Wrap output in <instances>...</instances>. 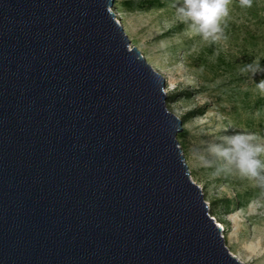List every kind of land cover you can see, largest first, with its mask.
<instances>
[{"label":"water","instance_id":"95a60500","mask_svg":"<svg viewBox=\"0 0 264 264\" xmlns=\"http://www.w3.org/2000/svg\"><path fill=\"white\" fill-rule=\"evenodd\" d=\"M114 6L0 0V264H243Z\"/></svg>","mask_w":264,"mask_h":264},{"label":"rangeland","instance_id":"374dc122","mask_svg":"<svg viewBox=\"0 0 264 264\" xmlns=\"http://www.w3.org/2000/svg\"><path fill=\"white\" fill-rule=\"evenodd\" d=\"M122 1L115 0L113 12L131 47H137L165 78V92L173 97L167 99L168 110L182 121L189 111H204L183 123L186 135L178 140L191 179L202 188L226 246L243 264H264V190L232 173L214 176L213 169L198 166L190 151L238 132L264 137V105L255 104L264 95L257 87L263 73L253 76L241 71L244 49L264 68V0H253L249 8L232 0L222 24L226 38L217 43L186 34L188 25L177 19L173 7L183 0H162L165 8L140 11L127 10L119 5ZM238 195H249V203H235L228 214L225 200L236 201Z\"/></svg>","mask_w":264,"mask_h":264},{"label":"clouds","instance_id":"9594fccd","mask_svg":"<svg viewBox=\"0 0 264 264\" xmlns=\"http://www.w3.org/2000/svg\"><path fill=\"white\" fill-rule=\"evenodd\" d=\"M231 3L232 0H183L181 5L173 7L177 19L188 25L186 34L217 43L226 38L222 24L230 14ZM252 3L253 0H239L242 8H249ZM241 71L251 72L255 76L264 73V68L259 62H253L245 65ZM257 87L264 93V80ZM190 151L198 166L213 169L214 176L232 173L264 190V137L238 132L230 136L223 135Z\"/></svg>","mask_w":264,"mask_h":264},{"label":"trees","instance_id":"16d2710c","mask_svg":"<svg viewBox=\"0 0 264 264\" xmlns=\"http://www.w3.org/2000/svg\"><path fill=\"white\" fill-rule=\"evenodd\" d=\"M119 5L124 6L127 10L129 11H140V10H149V9H163L166 7V1H162V0H125L122 1L121 3H119ZM242 56H243V63H242V68L250 63H253V53L248 50V49H244L242 51ZM264 61V57L262 58ZM250 72H243V75H247ZM234 75V74H233ZM264 76V73L261 75ZM243 77H240V79ZM185 95H188L189 93L185 92ZM172 96H168V100L172 99ZM255 104L257 106H263L264 105V95L260 96L256 99ZM204 111H201V109H197V110H192L189 111L186 115L183 116V123L188 122L190 119L203 115ZM248 124H250L249 121H247ZM186 135V130L182 131L180 134H178L177 139L182 140ZM250 201V197L249 195H238V198L236 201H232L230 199H226L225 200V207L227 209V213H232L233 210L231 209V206H233L235 203L240 204L241 206H243L244 204H248ZM223 202V201H222ZM214 216V214H213Z\"/></svg>","mask_w":264,"mask_h":264}]
</instances>
